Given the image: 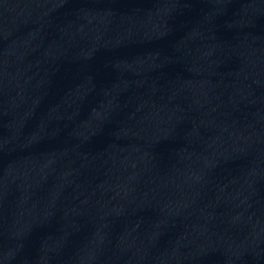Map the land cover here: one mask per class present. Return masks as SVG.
Masks as SVG:
<instances>
[{
    "label": "water",
    "instance_id": "obj_1",
    "mask_svg": "<svg viewBox=\"0 0 264 264\" xmlns=\"http://www.w3.org/2000/svg\"><path fill=\"white\" fill-rule=\"evenodd\" d=\"M0 264H264V0H0Z\"/></svg>",
    "mask_w": 264,
    "mask_h": 264
}]
</instances>
